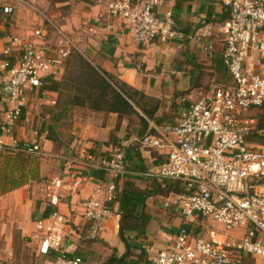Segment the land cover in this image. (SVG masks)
Wrapping results in <instances>:
<instances>
[{
  "label": "built area",
  "instance_id": "1",
  "mask_svg": "<svg viewBox=\"0 0 264 264\" xmlns=\"http://www.w3.org/2000/svg\"><path fill=\"white\" fill-rule=\"evenodd\" d=\"M161 1L113 0L105 10L121 19L132 42L142 47L155 41H189L198 43L212 58V37H217L231 86L201 94L174 122L159 126L148 121L149 132L143 138L126 139L103 157L68 149L62 160L69 169L88 168L104 175L105 180L94 188L102 200L82 202L85 233L74 231L70 217L58 210L35 222L37 253H51L49 264H82L73 254L78 244L97 241L113 216L116 184L128 173L126 149L133 144L163 156L144 173L145 178L174 180L184 186L183 193L170 195L163 204L179 216L181 225L169 247L145 264H244L245 259L264 264V0H223L226 21L202 25L193 33L181 31L169 12L160 17L156 9ZM16 3L27 5L24 0H0V16L9 18ZM39 27L19 49L11 46L3 51L0 132L5 135L12 133L30 108L56 105V96L46 85L61 79L64 62L76 50L60 30L50 45L49 32ZM12 42L16 45L17 40ZM249 111H257L255 117L243 116ZM47 134L46 129L35 140L12 139L9 145L0 141V151L40 156ZM80 179L78 175L71 187H79ZM67 180L55 177L43 183L48 206L58 205ZM204 221L221 226V232L211 231L207 238L199 235L196 229ZM234 230L243 234H230ZM73 236L76 242H71Z\"/></svg>",
  "mask_w": 264,
  "mask_h": 264
},
{
  "label": "crops",
  "instance_id": "2",
  "mask_svg": "<svg viewBox=\"0 0 264 264\" xmlns=\"http://www.w3.org/2000/svg\"><path fill=\"white\" fill-rule=\"evenodd\" d=\"M24 1L27 5L13 4L14 12L7 22L0 20V65L6 59L3 55L4 49L11 46L13 49H19V44L29 37L34 28L50 24L55 30L65 32L76 49L82 52L92 65L147 97L162 100L173 95L185 96L189 87H192L191 79L196 78L198 74L194 63L197 59L208 57L195 42L155 41L149 47L132 42L122 20L106 13V3L113 0ZM156 12L160 17L165 16L167 12L171 13L179 29L185 33H193L205 24H222L227 19L223 0H162ZM212 38L214 50L212 58H208L210 60L221 58L222 48L216 40L217 37ZM14 39L17 40L16 45H12ZM14 55L15 53L12 57ZM1 79L0 70V82ZM53 94L58 101L57 94ZM184 102L186 101L181 103L182 108L185 107ZM55 106L30 108L12 129L11 134L0 132V141L9 145L12 139L31 141L41 137L46 129L49 130ZM3 109L0 102V117ZM77 112L75 108L68 125L57 123L59 128L56 132L61 144L46 139L42 143L40 156L29 157L25 154L0 151V260L3 259L4 264H49L52 261L51 253H37L38 243L34 240L35 222L47 217L52 209L69 216L74 231L85 233L87 222L82 216V202L90 198L102 200L94 188L105 180V177L98 170L87 168L81 172L79 169H69L62 160L68 149L100 158L110 154L124 140L134 137L129 136L131 127L126 117L120 118L116 114L87 109ZM158 114L157 111L154 118H160L157 117L160 116ZM137 150L139 158L146 162L148 167L151 166L150 168L156 166L163 158L154 150L148 151L139 146ZM126 153L131 155L130 148L126 149ZM127 174V177L134 176L131 172ZM78 175L81 177L80 185L75 189L71 184ZM135 175L133 179L136 186L143 190L146 185L145 178ZM55 177H66L68 180L58 205L50 207L43 183ZM156 206L161 207L162 204L155 200L147 202L146 209L152 217V222L143 238L138 237L134 231L124 233L132 247L133 255L144 250L146 261L157 252L168 248L171 241L167 243L163 238L171 239L177 231L163 230L168 226V221L165 217L159 222L153 218L152 210ZM113 208V216L105 224L99 239L77 245L73 255L78 256L80 253L87 258L88 262L85 264H102L109 256L118 258L125 252V245L118 237L120 205L117 203ZM202 227L201 224L196 232L209 237L210 232L206 231L204 234ZM242 234L243 231L235 233L237 237ZM70 240L76 242L77 237L73 236ZM8 254L13 260L6 261ZM248 260L245 259L244 264H250Z\"/></svg>",
  "mask_w": 264,
  "mask_h": 264
},
{
  "label": "trees",
  "instance_id": "3",
  "mask_svg": "<svg viewBox=\"0 0 264 264\" xmlns=\"http://www.w3.org/2000/svg\"><path fill=\"white\" fill-rule=\"evenodd\" d=\"M0 17V20H3L2 22H7L8 18ZM70 56L64 62L61 80L51 81L46 85V89L56 93L58 96L57 104L51 116L52 123L47 134L48 140L61 144L56 132L59 128L57 123L63 122L68 125L75 108L116 114L120 118L126 117L131 129L135 123L133 118H135L137 121L134 126L139 128V131L134 134L136 138H143L149 132L148 121L154 124L158 123L156 125L159 126L167 123L160 124L162 120L154 118V114L159 110L158 100L147 97L111 74L92 65L80 54L73 55L74 62L71 64L69 62ZM194 66L195 68H200L198 76L194 78L195 80L197 78L200 79L203 71L207 70V73H210L213 78L215 77L216 79L217 77L215 84H220L218 81L221 73H223L226 80L225 83L220 84V88L215 87V89H225L231 86V81L227 76L220 57H215L211 60L208 57H203V60L197 59ZM194 85L195 83L192 84V87ZM189 105L190 103L187 102L185 107L175 110L176 115L171 122H174L179 112ZM129 136L132 135L129 134ZM136 157V161L132 160L130 154L126 153V158L129 162L128 172H131L134 176L127 177L129 175L127 174L124 177V179L127 177L126 180L116 184L118 188L116 203L120 205L118 212V237L125 245V252L118 258L114 257V255L109 256L102 264H145L146 256L144 250H140L134 256L129 240L124 233L126 231H134L138 237L143 238L146 229L152 222V217L146 209L147 202L159 198L167 199L172 194L184 192L183 183L158 178H146L145 188L143 190L138 188L133 179L136 177L135 174L138 177L143 176L144 173L151 169V166L144 165L138 154H136ZM79 257L82 260V264L88 262V259L84 258V256L80 255Z\"/></svg>",
  "mask_w": 264,
  "mask_h": 264
},
{
  "label": "rangeland",
  "instance_id": "4",
  "mask_svg": "<svg viewBox=\"0 0 264 264\" xmlns=\"http://www.w3.org/2000/svg\"><path fill=\"white\" fill-rule=\"evenodd\" d=\"M43 26L39 27V28H43ZM44 28L49 32L50 45H54V43L56 42V39L58 37V33L56 32V30L52 26H50V24L45 25ZM74 52L75 53L72 54L70 56V58H69V62H71V64L74 62V56L73 55H75V54H80L81 56H83L86 59L85 55L82 52H79V50L76 49ZM199 71H200V68L199 69L197 68V72L198 73H199ZM197 76H198V74H197ZM219 77H220V79H219L218 82H220V84L226 82V80L224 79L223 73H221L219 75ZM216 80H217V77H216V79H215V77L213 78L210 73H207V70H204L203 74L200 77V79H198V78L196 80L194 78L191 79V84L195 83V85H194V87H189L190 89L187 91V94L185 96L181 95V96L174 97L176 95H173V96H169V97H166V98H162V100L161 99L158 100L159 101V110H158L159 114L158 115H160V116H157V117H160L158 119L162 120L160 122V124H163L165 122L168 123V122L173 121V119L175 118V115H176L175 114V110H178V109L182 108L181 103L184 100L186 101L184 103H187V102L193 103V102H195V101H197L198 99L201 98L202 95H200L199 93L204 95L205 93L208 94L209 92L214 90L215 87L220 88L219 87V86H221L220 84H217V83L215 84L214 83ZM182 99H183V101H182ZM76 109L78 111L77 113H80V110H83L84 108H76ZM256 112L257 111H249L248 113L243 114V116L247 117V118L248 117H255ZM72 115H74V110H73ZM134 121L136 123L137 119L133 118V122ZM134 124L132 125V129H131V131L129 133V134H131L133 136H134V134L136 132L139 131L138 130L139 128L135 127ZM156 124H158V123H156ZM129 148H130V153H131V155H130L131 159L136 161V158H137L136 154L138 153L137 147L133 144ZM144 165L147 166L146 162L144 163ZM142 177H144V176H142ZM144 178H142V179H144ZM145 180H146V178H145ZM155 201L157 203L162 204V206L161 207L160 206H156V208H154L152 210L153 218L159 222L163 217H165V218H167V221H168V222L166 221L167 222L166 224H168V226H166V228H164L163 230L170 229V231H171L172 229H179V227L181 225V220H180L179 216L176 213L173 212V210L171 211V210L163 208V203L165 202V199L159 198V199H156ZM157 226L158 225L156 223V227ZM218 228H221V226L219 227L215 223H211V221H204L203 227H202V232L204 234H205L206 231L207 232L208 231L209 232L214 231L215 233H219V232H221V230L218 229ZM236 232H239V231H236V230L230 231V234L233 235ZM204 237L207 238V236H204ZM163 239L167 243H169V241H171L170 237L169 238L168 237H164ZM0 248H1V245H0ZM12 253H11V256H12ZM154 253H156V252H152V254H154ZM152 254H150V255H152ZM11 256L8 254V256H6L8 260H6V261L13 260V257H11ZM13 256H14V253H13ZM3 261H4L3 259L0 260V263L4 264ZM248 261H250V264H251V260H248Z\"/></svg>",
  "mask_w": 264,
  "mask_h": 264
}]
</instances>
